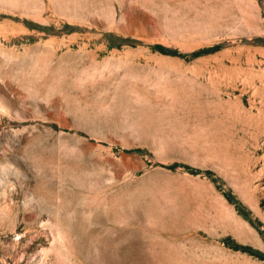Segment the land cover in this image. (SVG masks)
<instances>
[{
    "label": "rangeland",
    "instance_id": "1",
    "mask_svg": "<svg viewBox=\"0 0 264 264\" xmlns=\"http://www.w3.org/2000/svg\"><path fill=\"white\" fill-rule=\"evenodd\" d=\"M0 264H264V0H0Z\"/></svg>",
    "mask_w": 264,
    "mask_h": 264
}]
</instances>
